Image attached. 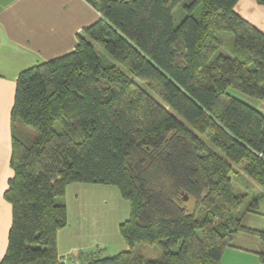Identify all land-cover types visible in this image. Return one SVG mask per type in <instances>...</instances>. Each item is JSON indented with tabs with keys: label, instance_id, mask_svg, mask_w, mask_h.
Instances as JSON below:
<instances>
[{
	"label": "trees",
	"instance_id": "trees-1",
	"mask_svg": "<svg viewBox=\"0 0 264 264\" xmlns=\"http://www.w3.org/2000/svg\"><path fill=\"white\" fill-rule=\"evenodd\" d=\"M237 1L87 0L102 18L73 50L19 72L0 264H63L56 234L75 182L112 185L129 203L127 250L98 249L86 264H220L237 233L264 242V230L241 223L261 193L231 183L240 170L264 190V110L244 99L264 100V32ZM218 31L232 33L234 56L211 58ZM139 243L161 253L145 258Z\"/></svg>",
	"mask_w": 264,
	"mask_h": 264
},
{
	"label": "crops",
	"instance_id": "crops-1",
	"mask_svg": "<svg viewBox=\"0 0 264 264\" xmlns=\"http://www.w3.org/2000/svg\"><path fill=\"white\" fill-rule=\"evenodd\" d=\"M234 9L264 32V6L254 0H238ZM99 18L101 14L87 0H0V260L12 220L11 205L3 192L12 176L9 160L14 124L10 110L16 77L41 61L71 52L82 29ZM244 99L264 110V100ZM237 181L244 184L243 177ZM112 187L80 182L66 186L67 222L56 234L57 254L63 264H86L90 253L98 249L103 255L127 250L119 224L129 216V203ZM256 189L264 197V190ZM259 207L258 200L257 210L246 212L242 225L264 230V207L262 211ZM259 252H264V242L239 232L224 249L220 264H261Z\"/></svg>",
	"mask_w": 264,
	"mask_h": 264
},
{
	"label": "rangeland",
	"instance_id": "rangeland-1",
	"mask_svg": "<svg viewBox=\"0 0 264 264\" xmlns=\"http://www.w3.org/2000/svg\"><path fill=\"white\" fill-rule=\"evenodd\" d=\"M180 12H182V9L179 7H177L173 11V22L175 24L179 20ZM217 37L221 43L211 58H213L217 54L234 56L235 52H234L233 47H232L233 46V35H232V33L228 32V31H218ZM241 96L246 97L244 95H241ZM257 100H259V99H257ZM22 126H23L24 130H27L28 132L31 133L32 137L35 136L36 131L33 128H31L27 125H24L23 123H22ZM56 126L58 127L57 124H56ZM236 168H237L236 170L238 171L239 167H236ZM238 173L242 174L241 176L243 177L244 184L239 183L234 177H232L231 183H232L233 191L235 193L238 194V193L246 191L247 189H250L252 191H254V190L257 191L256 188H259L260 190H262L256 183H252V180H250L240 170L238 171ZM249 182H251L252 184ZM112 188H114V187H112ZM183 203H184V206L187 207L188 210H190L193 206V199L189 198V200H185ZM259 204H260L259 210L262 211L261 207L262 206L264 207V197L259 199ZM177 248H178V245H174L172 247V251L177 250ZM135 251H136V253L141 254L145 258H156L161 253V248L157 245L139 243L136 245Z\"/></svg>",
	"mask_w": 264,
	"mask_h": 264
}]
</instances>
